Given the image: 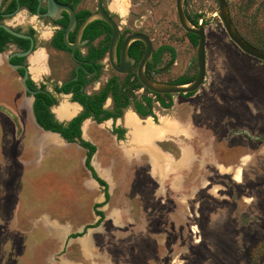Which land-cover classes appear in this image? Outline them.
Here are the masks:
<instances>
[{
	"label": "rangeland",
	"instance_id": "1",
	"mask_svg": "<svg viewBox=\"0 0 264 264\" xmlns=\"http://www.w3.org/2000/svg\"><path fill=\"white\" fill-rule=\"evenodd\" d=\"M116 1L106 4L113 8ZM227 3L241 35L264 50V0ZM184 6L194 25L199 17L205 26L206 79L198 96L174 95L170 108L151 96L153 127L158 134L165 130L151 141L133 140L121 120L122 139L112 122L90 120L84 138L96 146L91 164L108 184V200L86 168L79 142L54 145L36 126L33 97L6 61L16 47L1 55L0 264H264V93L256 96L261 114L254 126L225 127L213 113L226 108L217 102V88L256 89L264 81V63L229 39L216 0H185ZM126 7L130 15L121 21L138 20L133 24L155 49L176 51L174 61L169 51L160 55L158 80L197 76L196 43L179 23L176 0H126ZM16 19L14 28L28 27L25 15ZM38 30L46 48V29ZM145 95L139 87L130 97ZM127 108L133 110V103ZM162 116L173 121L166 129ZM203 116L212 120L200 127ZM173 118L187 128V137L174 130ZM76 233L82 235L71 236Z\"/></svg>",
	"mask_w": 264,
	"mask_h": 264
},
{
	"label": "flooded vegetation",
	"instance_id": "2",
	"mask_svg": "<svg viewBox=\"0 0 264 264\" xmlns=\"http://www.w3.org/2000/svg\"><path fill=\"white\" fill-rule=\"evenodd\" d=\"M12 1L13 0H0V25L7 24L16 31L29 36V38H20L23 40L21 43L22 45H19L13 40H9L3 45V50H1L2 46L0 45V50L2 55L8 47H16V50L10 52L7 57L17 51H30L24 57H13L11 62L13 64L23 66V68L13 69L17 72L21 79L27 72V85L31 90L38 91L35 95H33L25 90L28 95L33 97L34 121H36L34 106L36 96L39 93L45 96L44 103L48 104L51 102V104H49V110L54 115L55 120L58 123L67 124L79 114L85 112L87 110L86 105L95 101L103 92L107 90L109 91L107 98L102 102V109L113 111L115 107V100L113 98L114 89H118L116 90V92H118L119 88H122L121 86L125 85L128 79L133 82L137 80L141 84L137 76V71L146 50L145 43L142 40H133L129 44L128 54L133 62L128 73L121 74L113 68L109 57V48L113 34L111 25L100 18H95L83 29H81L84 21L89 16L99 13V0H55L57 4L55 12L56 19L47 15L49 11L48 0H24L26 3L25 5H22L20 0H16L15 9H13ZM106 1L107 0L102 1L103 10L111 16L120 31L115 55L116 63L120 65L122 48L126 38L133 34H147L138 30V26L133 24V22H138V20H132L130 17L122 21L119 19V17L121 18L123 16L130 15L126 12V0H117L115 4L116 6L113 8L108 6ZM18 4L21 6L19 10H17ZM32 7L35 8V10H33ZM39 7L40 9L38 11ZM68 9L72 10L74 13L76 23L74 27L69 30L66 40L65 35L71 22V15ZM21 12H24L27 18L28 27L25 30L20 29V27L14 28L19 26L16 16H18ZM12 18H15L17 23L10 24L6 22L7 19ZM38 26H43L44 29H46L47 34L42 39L47 42L46 48L44 46H40L39 44L41 39L37 35V32H40L38 30ZM6 33L10 34L5 29L0 27V37H8ZM12 36L16 37L14 35ZM147 36L149 37V35ZM150 40L153 46V56L152 59L145 65L144 70L149 78L160 81L155 77L160 71L159 61L157 60V53L159 49H155L151 38ZM15 58L19 59L16 60ZM104 71H108V76H102ZM119 76L123 77L119 78ZM99 80H103V82H100ZM164 82L174 83V81ZM116 85H119V88H115ZM89 88H91V90H89ZM140 88L147 91L148 95L145 96L150 98L153 96L160 105L157 96L158 93L148 90L143 85ZM135 89L136 88H133L131 91H135ZM61 98H67L66 103H68L72 108H77L78 113L72 117H67L65 115L60 117L57 116L56 108L65 103L60 102ZM109 101L110 103H108ZM154 108L155 107L153 106V111ZM127 109L128 108L123 110V115L121 117L108 118L101 122H99L95 115L92 114L82 122V137L84 138L82 128L83 124L86 121L91 120L92 124L93 122L96 124L112 122L114 126L113 133L121 139L120 133L115 132V128H119L117 121L121 120L123 122L125 111H127ZM132 109L135 113H137L134 106ZM141 118L144 119L143 117ZM120 128L124 129V127ZM58 135L62 138L60 134ZM85 140L89 141L87 139ZM64 141L66 142V140Z\"/></svg>",
	"mask_w": 264,
	"mask_h": 264
},
{
	"label": "water",
	"instance_id": "3",
	"mask_svg": "<svg viewBox=\"0 0 264 264\" xmlns=\"http://www.w3.org/2000/svg\"><path fill=\"white\" fill-rule=\"evenodd\" d=\"M41 1V0H39ZM102 1L99 0V13L95 15L89 16L83 23L81 29H83L90 21H92L95 18H100L103 21L107 22L109 25H111L113 29V34H112V39L110 43V60L113 68L121 73V74H127L129 71V68L133 62V60L129 57L128 54V47L129 44L133 40H142L145 43L146 50L145 54L139 64V68L137 71V76L141 84L147 88L148 90L158 93L161 95H183V94H188V93H193L197 92L200 87L203 85L206 75H207V60H206V30L205 26L202 23H198V25H194L186 11H185V6L184 2L185 0H176V10H177V16L179 23L181 27L187 32L194 34L198 37V41L196 44V62H197V67H198V73L197 76L191 81L186 84H176V83H167V82H162V81H157L149 78L146 73H145V65L152 59L153 56V46L150 38L145 35V34H133L130 35L126 38L123 44L122 48V53H121V64L118 65L115 60V55H116V46L119 41V36H120V31L119 27L115 23V21L107 14L102 7ZM218 3V9H217V14L222 22L223 28L226 31L227 36L229 39L245 54L248 56L255 58L261 62L264 63V50L261 48H258L254 45H252L249 41H247L239 32L237 27L235 26L231 13L229 10V6L227 3V0H216ZM48 5H49V11L47 13L48 16L55 18L56 19V7L57 4L55 0H48ZM20 4H18L17 10L20 9ZM40 7L38 8L39 11ZM71 15V22L69 24L68 30L66 32V40H67V35L69 30L74 27L76 23L75 15L72 12V10L68 9ZM13 15V14H12ZM1 28L5 29L7 32L10 34L18 37V38H23L27 39L29 36L16 31L15 29L11 28L7 24H1ZM30 51L27 52H14L11 55L7 57V63L14 69L18 68H23V66H19L16 64H13L11 62V59L13 57H24L26 56ZM0 57H1V50H0ZM27 79H28V73L26 72L24 77L22 78L23 86L25 90L33 95H35L38 91H33L29 88L27 85ZM35 124L37 127L40 129H43L41 126L37 124L35 121ZM46 131V130H44ZM51 132V131H49ZM48 131L45 132L47 134Z\"/></svg>",
	"mask_w": 264,
	"mask_h": 264
},
{
	"label": "trees",
	"instance_id": "4",
	"mask_svg": "<svg viewBox=\"0 0 264 264\" xmlns=\"http://www.w3.org/2000/svg\"><path fill=\"white\" fill-rule=\"evenodd\" d=\"M20 3L22 5H25L24 0H20ZM13 9L16 7V0L12 1ZM33 10L35 8L32 7ZM198 18L194 21L195 25H198ZM8 37L2 38L0 37V45L2 46L3 50V45L7 43L9 40H13L14 42L18 43L19 45H22V39L13 37L12 35L6 33ZM188 35L194 40V42L197 44L198 37L194 34L188 33ZM169 51L171 55V61H174L176 58V51L173 47L171 46H162L159 48L158 53H157V60L159 61L160 55L165 52ZM18 60L19 58H15ZM195 77H180L178 80L174 81L176 84H186L188 82H191ZM142 85L136 80V81H131L128 79L127 83L123 86L122 88H119V85H116L115 88H119V91L116 92L118 89H114V95L113 98L115 100V107L113 111H108L102 109V102L107 98L109 91H105L101 94L100 97H97V99L90 104H87V110L85 112H82L79 114L77 117H75L73 120H71L67 124H61L58 123L54 115L50 112L49 110V102L48 104L44 103L45 96L41 93H39L36 96V101H35V106H34V114H35V120L39 126H41L44 130L46 131H51L58 133L62 136L64 140L68 143H74V142H79L81 147H83L86 150V158H85V166L86 168L91 172L92 177L102 186H104V193L106 200L109 198V193H108V184L107 182L102 179L96 170L94 169L93 165L91 164L92 157L94 153L96 152V146L93 145L91 142L86 141L82 137V122L92 114L95 115L97 120L99 122L108 119V118H119L123 115V110L126 109L131 103H133L135 111L139 114V116L145 118L148 116H152L154 119H156V115L153 111V100L150 97L143 96L141 100L136 99L135 97L132 99L130 97L131 95V90L133 88H139ZM130 87V88H129ZM127 88H129V91H127ZM195 94L193 93H188L186 95L192 96ZM159 103L161 107L163 108H170L173 104L172 100V95H161L157 94ZM165 97L169 99L167 102L165 100ZM115 132L120 133V138L122 139L124 136V129L121 128H115ZM99 215L102 218V213H99ZM82 233H76L71 235L72 237H77L81 236Z\"/></svg>",
	"mask_w": 264,
	"mask_h": 264
},
{
	"label": "crops",
	"instance_id": "5",
	"mask_svg": "<svg viewBox=\"0 0 264 264\" xmlns=\"http://www.w3.org/2000/svg\"><path fill=\"white\" fill-rule=\"evenodd\" d=\"M19 15L24 16L25 13L21 12ZM262 73L264 74V70L261 71V74ZM259 82H260V85L256 89L247 88L243 91V93H240V91L234 89V87H232V88H226V87L225 88L224 87L217 88L216 91H218V95L220 97H222L217 102H219L220 104H225L226 108L222 109V110H216L215 112H213L215 114L214 118H216L214 120L221 121V122H223V125L225 127H231V128L238 127V126H243V127L254 126L255 125L254 122L257 121L258 119H260V118H258V114H261L260 109H258L256 107V96L259 95L258 93H264L263 87H261L263 85L264 81H259ZM232 83H233V85L238 84L236 81H232ZM223 92H225V93H223ZM196 93L197 92H195V96H198L197 95L198 93L197 94ZM240 95H242L243 97L241 98ZM172 100H173V98H172ZM171 109L173 111V108H171ZM125 114H126V112H125ZM192 119H193L192 122L194 123V127H196L195 121L197 119H194V118H192ZM173 120L175 123L178 124L177 129H174V128L173 129L177 133L182 134L185 137H187L189 134V131L187 130V128L185 126L183 127L181 122L176 120V118H173ZM209 120H212V118H209V116L200 117L199 121L202 123L201 124L199 123L197 125H199L200 127L208 126L207 123ZM178 128H179V130H178ZM41 130L44 133L46 132L43 129H41ZM49 133L52 134L53 132L48 131V134ZM53 134H56V133H53ZM229 137H231V135ZM51 143L54 145H57V143H53V142H51ZM3 154L7 156L8 160L11 158L15 159L14 153L8 152L7 154H5V152H3Z\"/></svg>",
	"mask_w": 264,
	"mask_h": 264
},
{
	"label": "bare ground",
	"instance_id": "6",
	"mask_svg": "<svg viewBox=\"0 0 264 264\" xmlns=\"http://www.w3.org/2000/svg\"><path fill=\"white\" fill-rule=\"evenodd\" d=\"M56 113H57V116L59 117L64 116V115L67 117H72L78 113V109L72 108L68 103L65 102L57 108ZM144 119L139 117L132 110H128L127 113L125 114L123 121H124V124L130 128V135L133 140H136L135 137L139 136V137H143L146 140L149 139L151 141L154 138L161 136V134H164L165 130H161V134H158V132L155 131L151 117L144 118ZM144 122H145V125L143 124ZM172 122L173 121L170 119L169 116L161 117V125L163 129H166L169 126H171ZM90 127L91 125H90L89 120L83 124L82 128H83L84 136L89 133ZM44 139L47 141L53 142V143H57V144L64 141L61 137L58 136V134H53V133L45 134Z\"/></svg>",
	"mask_w": 264,
	"mask_h": 264
}]
</instances>
